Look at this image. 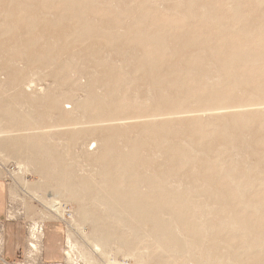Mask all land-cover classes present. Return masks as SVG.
Wrapping results in <instances>:
<instances>
[{"label":"rangeland","instance_id":"1","mask_svg":"<svg viewBox=\"0 0 264 264\" xmlns=\"http://www.w3.org/2000/svg\"><path fill=\"white\" fill-rule=\"evenodd\" d=\"M25 1L5 0L2 15L21 3L36 20L0 23L9 36H0V130L14 129L0 136V178L7 214L26 238V255L15 264H44L41 248L31 255L27 236L30 225L45 228L49 222L64 236L60 258L48 264L102 263L91 240L95 221L115 248L127 240L133 245L130 253L115 255L120 262L127 256L129 264L133 259L140 264H264V0ZM5 65L24 72L31 87L20 95L7 81ZM63 91L74 93L73 104L83 103L81 108L67 111L48 101ZM209 102L244 103L246 109L220 114L197 109ZM162 109L163 117L147 118ZM174 110L186 111L169 114ZM97 112L147 123L135 129L124 128L131 120L122 123L105 142L110 148L103 149L100 141L95 148V136L87 131L93 124L81 119ZM26 117L44 125L69 124L46 126L42 137L24 141L17 133L28 127ZM68 127L71 132L65 134L61 129ZM14 137L20 154L1 145L4 139L14 143ZM82 142L93 147L87 146L86 154ZM137 142L141 148L128 165L113 161V154L130 153ZM48 154L71 170L54 168ZM35 158L49 167L41 173ZM46 172L62 174L65 187ZM81 177L95 193L113 187L142 194L144 208L157 207L155 220L168 231L151 232L146 227L154 221L136 220L127 212L113 214L80 187ZM71 189L76 197H69ZM85 211L89 216L81 217ZM50 243L48 238L45 244Z\"/></svg>","mask_w":264,"mask_h":264},{"label":"bare ground","instance_id":"2","mask_svg":"<svg viewBox=\"0 0 264 264\" xmlns=\"http://www.w3.org/2000/svg\"><path fill=\"white\" fill-rule=\"evenodd\" d=\"M14 1V0H12ZM17 0H15L16 2ZM183 1V0H182ZM20 2H26L25 0H20ZM5 3V0H0V23H4V24H24V23H29V21L33 20L36 18L35 16V12L33 11H28L27 9L25 8H22L21 7V3H17L15 5L14 8L12 9H8V11H5L2 15V11H4L5 9H7L6 7H4V4ZM181 8V7H180ZM60 12V11H59ZM57 13V12H56ZM58 14V13H57ZM65 15V13H63ZM62 15V14H61ZM137 15V14H136ZM41 16V15H39ZM260 16V15H259ZM43 18V17H42ZM41 18V19H42ZM64 18H67V16H64ZM36 20V19H35ZM48 21V20H47ZM80 22H82L83 20H79ZM138 22V21H137ZM134 26V25H133ZM132 27V26H131ZM244 29V28H243ZM242 29V30H243ZM41 30V29H40ZM4 34V39L7 37H9L7 35L6 32L4 31H0V36ZM58 37V36H57ZM11 39V38H10ZM185 41V40H184ZM67 44V43H66ZM120 44V43H119ZM122 44V43H121ZM11 45V44H10ZM128 46V45H127ZM7 48V47H6ZM4 49V48H3ZM173 49V48H172ZM193 51V50H192ZM7 51H5L6 53ZM110 52V51H109ZM210 53V52H209ZM206 54V53H205ZM7 56V55H6ZM27 57V55H25ZM6 58H9V57H6ZM53 58V57H52ZM111 58V57H110ZM13 58H11L12 60ZM250 60V59H249ZM54 66V65H53ZM52 66V67H53ZM217 66V64H216ZM3 67V66H2ZM3 68H5L6 72H7V81L9 82L10 86L13 88V89H20V90H16L18 91V93L21 95L22 94V90L23 89H27L26 87H31V84L29 85V81L26 79V76L24 74V72H18L16 70H11L10 69V66L9 65H5ZM150 70V69H149ZM243 75V74H242ZM101 79V78H100ZM132 79V78H131ZM91 80V79H90ZM88 80V82L90 83L91 81ZM142 80V79H141ZM151 81V80H150ZM28 85V86H27ZM141 85V84H140ZM151 86V85H150ZM163 86V85H162ZM151 88V87H150ZM30 90V89H29ZM65 90V88H64ZM178 92V91H177ZM88 93L90 95H93V92L92 91H88ZM74 94V93H73ZM73 94L70 93H65L64 91L62 92V94H58V95H54L52 98H50L48 101L49 102H54V104H56L57 106L61 105L63 107L64 110H67V111H74V110H78L79 108H81L82 104L80 102H76L73 104ZM50 94L47 93L45 96H44V99H47L49 98ZM181 98V97H180ZM95 99V100H94ZM93 100L94 101H98V97H93ZM65 102L66 103H69L71 104V106L69 107V109H66L67 107H65ZM193 103V102H192ZM2 102L0 100V106H2ZM73 104V105H72ZM197 103H195L196 105ZM209 104L211 105H206V108L205 107H198L197 109H209V110H217L218 113L219 112H227V111H239V110H243V109H246L244 103H232V104H221V105H218V104H213V102H209ZM260 104V103H259ZM192 105V104H191ZM197 106V105H196ZM185 107V106H184ZM189 107V106H188ZM263 107V106H262ZM192 108V107H190ZM249 108V107H248ZM1 110V109H0ZM140 111V110H139ZM138 111V112H139ZM186 111V110H185ZM185 111H172L171 113L169 114H179V113H182V112H185ZM189 111H192V110H188L187 112ZM215 111V112H217ZM44 112V111H43ZM168 112V111H167ZM211 112V111H210ZM140 113V112H139ZM143 114V113H141ZM164 109L162 110H159L158 112H151L147 118L150 116L152 118H157V117H163L164 116ZM192 114V113H191ZM220 114V113H219ZM223 116V115H222ZM39 118V116H38ZM136 117H116V116H109V117H103V113L101 112H97V113H91L90 115L86 116L84 119H81L82 120V123L83 124H93L92 126H88L89 129H87L88 132H92L95 136V138L93 139L94 142H95V145L94 147L97 148V141H100V145L103 149H108L111 147V144L109 145V143H105L106 141H109L111 140L110 138L112 137V134L113 132H116L120 129V125L122 123H125V122H129L130 120V124L127 123V125H122L124 126V128H137V126L139 125H142V126H145L147 122H145V120H141L140 122L138 120H135ZM49 119H51V117H49ZM146 119V118H145ZM158 119V118H157ZM59 120H61L59 118ZM128 120V121H126ZM151 120V119H150ZM23 121H25V124L28 125V127H24V128H21V129H18V131L20 130L21 133H17L18 135L19 134H23V136H18V137H24V141L25 139L28 141V140H34L37 138V137H42L43 134H39V133H43V132H46V126H49L51 128H58L62 125H68L69 123H64L65 121L62 122V124H49V125H44V123H41V121L37 120V119H32L30 117H26ZM39 121V123L37 122ZM152 121V120H151ZM105 122H110L108 123L109 126H104L105 124H97V123H105ZM80 123V122H79ZM154 123V122H153ZM119 124V125H117ZM155 124V123H154ZM156 125V124H155ZM156 127V126H155ZM250 127V126H248ZM228 128V127H227ZM27 129L29 130H32L31 134L29 132H25ZM14 129H12V127H5L3 130H0V136L2 135H8V134H12ZM65 134H69L71 132L70 128H64V129H61ZM108 132L107 134H105L104 132ZM230 131V130H229ZM188 132V131H187ZM110 133V134H109ZM157 133V132H156ZM184 133V132H183ZM159 135V134H158ZM237 135V134H236ZM239 135V134H238ZM248 135V134H247ZM164 137V135H163ZM245 137V136H244ZM253 137V135H252ZM251 137V138H252ZM15 138V142L13 143L11 140H7V139H4V141H2V146L3 147H7L9 148V150H11L12 152H17L18 151V143H19V139H17L16 137ZM28 138V139H27ZM246 138V137H245ZM238 140V139H237ZM236 140V141H237ZM249 140L248 139V142L246 143H249ZM122 142V141H121ZM182 142V141H181ZM94 144V143H93ZM238 144V142H237ZM244 144V143H242ZM82 148L84 150L85 148V154L88 152V149H92L93 147H90V142L89 144H85V142H82ZM139 143H134L133 144V147L132 149L130 150V153L128 152H118V153H115L113 154V161L116 162L117 164H121V165H128L135 157H136V154H137V151H139V149L141 147H139ZM246 145V144H244ZM87 146H88V149H87ZM234 146V144H233ZM250 146H251V143H250ZM100 147V148H101ZM193 147V146H192ZM192 147H191V150H192ZM237 147V146H236ZM240 147V146H239ZM100 148H98L97 150L93 149V152L96 153ZM195 148V147H194ZM251 148H253V146H251ZM128 149V148H127ZM165 149V148H164ZM214 149V148H213ZM236 149V148H234ZM195 150V149H194ZM254 150V148H253ZM197 151V150H196ZM201 151V150H199ZM245 151V150H244ZM243 151V152H244ZM252 151V150H251ZM264 152V150H261ZM116 152V151H115ZM203 152V151H202ZM207 151H205L206 153ZM253 152V151H252ZM256 152V151H255ZM92 153V151H91ZM251 153V152H250ZM258 153V152H257ZM17 154H20L19 152H17ZM170 154V153H169ZM204 154V152H203ZM207 154V153H206ZM249 153H246L245 152V155ZM115 155V156H114ZM164 155V154H163ZM48 156L51 157V159H53L54 161L50 164V165H53L55 164L54 168H58V169H61V170H64V172H66L67 170H71V169H68L70 167V165H67L66 162H64V160H61L59 161L60 157L59 156H55L53 154H48ZM193 156V155H192ZM207 156V155H206ZM251 156V154H250ZM189 157V156H188ZM211 157V156H210ZM249 157V156H247ZM252 157V156H251ZM227 159H229V157H225ZM239 158V156H238ZM240 159V158H239ZM250 159V158H249ZM252 159V158H251ZM255 159V158H253ZM209 160V158H208ZM257 160V159H255ZM35 161H36V169L38 171H40L41 173L43 171H45L49 166H47L46 163H44V161H42L41 159H36L35 158ZM226 161V160H225ZM254 162V160H252ZM85 162V161H84ZM256 162V161H255ZM254 164V163H253ZM251 165V164H250ZM237 166V165H236ZM259 166V164H258ZM83 167V166H82ZM250 167V166H249ZM196 168V167H195ZM252 168V167H251ZM264 168V167H263ZM205 169V168H204ZM142 172V171H141ZM106 173V172H105ZM153 173V172H152ZM243 173V172H242ZM46 176L52 180V181H55L59 184V186H62V187H65V184L63 181H65V179H63L64 176H62V174H48L47 172L45 173ZM154 174V173H153ZM201 174V173H200ZM261 174V173H260ZM263 174V173H262ZM190 175V174H189ZM251 175V174H250ZM249 175V176H250ZM185 176V175H184ZM183 176V177H184ZM247 176V175H246ZM110 177V176H109ZM122 179H126L127 176L126 175H122ZM141 177V176H140ZM181 177V176H180ZM182 177V179H183ZM195 177V176H194ZM197 177V176H196ZM256 177V176H255ZM187 178V177H186ZM198 178V177H197ZM211 178V177H209ZM254 178V176H253ZM63 181H62V180ZM109 179V178H108ZM143 179V178H142ZM199 179V178H198ZM256 179V178H255ZM263 179V178H262ZM80 182H81V185L80 187H83V189L85 190L86 193H88L90 196L92 197H95L98 201L101 202V204L103 205H107L109 208H111L113 214H118L119 212H127L129 214L132 215V218L134 217L136 220H144V219H148V220H152L154 221V223L152 225H148L146 228L151 231V232H155V231H168L167 227H165L164 225L162 224H159V222L157 220H155V217H156V208H151V207H148V209H145L144 206H147V205H144L145 203H143L140 199L143 197L142 194L141 196H137L135 195V193L132 191V190H129V191H125V190H120V189H117V188H113V187H110L108 188V192L104 193V194H99L98 193H95V192H92L93 190H95L96 188H94L93 185H91L90 183H88L87 180H85V178H80L79 179ZM107 180V179H106ZM207 180V179H206ZM196 181V180H195ZM260 181V180H259ZM201 182V181H200ZM145 183V182H144ZM217 183V182H215ZM111 184L110 182V179L108 180V186ZM143 184V183H142ZM210 185V184H209ZM212 185V183H211ZM171 186V185H170ZM208 186V185H207ZM60 187V188H62ZM79 187V190L81 189ZM146 187V186H145ZM210 187V186H209ZM93 188V189H92ZM117 189V190H116ZM211 189V188H210ZM180 191V190H178ZM145 192V191H144ZM70 195L69 197H76L77 196V192L74 190V189H71L69 190L68 192ZM209 193V192H208ZM211 193V192H210ZM215 193V191H214ZM185 195V194H184ZM182 195V196H184ZM221 199V198H220ZM218 199V200H220ZM250 199V198H249ZM217 200V199H216ZM223 200V199H222ZM53 205L55 206L56 204L60 205L58 201L54 200L53 201ZM147 202V201H146ZM153 205V204H152ZM150 204V206H152ZM104 207V206H103ZM56 208V207H55ZM137 210V211H136ZM131 212V213H130ZM164 214V213H163ZM89 216V214L85 211L83 213H81V217H87ZM163 221V219H162ZM234 222V221H233ZM237 222V221H236ZM94 227V232H93V236L91 237V240H92V243H93V250L95 251V253H97L99 256H101L100 258H102L103 262L100 263L98 262L99 264H126V261L129 259V257L125 256V257H122L123 261L120 262V260H118L115 255L118 254V253H130V248H133V245L131 244L130 241H125V243L123 244L122 243V247H114L113 244H116L115 242L112 243L110 242V239L109 237L111 236L109 234V232L106 230V228L103 226V225H98L97 221H95V224L93 225ZM245 229V228H244ZM181 230V229H180ZM252 232V231H251ZM152 234H155V233H152ZM151 234V235H152ZM161 236V235H160ZM263 236V235H262ZM258 238V237H257ZM42 239V233L41 231L38 230V228L35 229V227L31 228L30 231L28 232V242L30 243V251H32L34 254L36 252H40V243H41V240ZM260 239V238H259ZM258 239V240H259ZM257 240V241H258ZM68 241L70 243V247L72 249H74L75 247L73 246L74 244L72 243L71 241V237L68 236ZM73 251V250H72ZM32 253V254H33ZM67 256L70 257V249L67 251L66 253ZM131 258V257H130ZM133 259V258H132ZM90 261L91 264H93V261L92 260H88ZM252 261V260H251ZM133 262L132 264H140L138 263L137 261H135L133 259Z\"/></svg>","mask_w":264,"mask_h":264},{"label":"crops","instance_id":"3","mask_svg":"<svg viewBox=\"0 0 264 264\" xmlns=\"http://www.w3.org/2000/svg\"><path fill=\"white\" fill-rule=\"evenodd\" d=\"M7 192L6 189L1 182L0 178V221L4 222V248L3 253L6 259L9 262H15L20 259H24L25 257V244L26 238L25 233L21 229V225L15 221V219H6L7 214ZM61 230L59 227L54 225L53 223L49 222L45 225L44 228V238L42 242V263H51L55 262L57 259L60 258V248L59 243L60 240L63 238ZM50 239L51 243L46 246L45 241ZM46 251L48 255H46ZM8 256H10L8 258ZM0 264H4L1 263Z\"/></svg>","mask_w":264,"mask_h":264},{"label":"built area","instance_id":"4","mask_svg":"<svg viewBox=\"0 0 264 264\" xmlns=\"http://www.w3.org/2000/svg\"><path fill=\"white\" fill-rule=\"evenodd\" d=\"M8 205V204H7ZM6 208H7V206H6ZM8 210V209H7ZM13 219V218H10L9 216H8V214H6V219ZM25 227L27 228V225H25ZM33 227H35V229L36 228H38V230L39 231H41V233H42V241H41V250H42V242H43V238H44V225H43V223H41V224H34V225H30L29 226V231H30V229L31 228H33ZM2 233H4V222L2 221H0V236L2 235ZM28 237V236H27ZM28 239V238H27ZM27 245H28V247H30V243L29 242H27ZM3 248H4V237H3V235L0 237V262L1 263H4V264H15V262H9L7 259H6V257L4 256V253H3ZM41 250H40V252H41ZM33 251V250H32ZM39 253V252H38ZM34 254V253H33ZM33 254H31V255H33ZM31 255H28V257L29 256H31ZM36 260V259H35ZM40 260H42V258H40ZM122 264V263H121ZM126 264H129L128 263V260L126 261Z\"/></svg>","mask_w":264,"mask_h":264}]
</instances>
